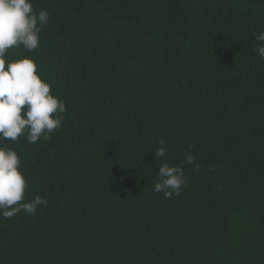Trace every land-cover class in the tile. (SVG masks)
Returning <instances> with one entry per match:
<instances>
[{
    "label": "trees",
    "instance_id": "1",
    "mask_svg": "<svg viewBox=\"0 0 264 264\" xmlns=\"http://www.w3.org/2000/svg\"><path fill=\"white\" fill-rule=\"evenodd\" d=\"M31 3L39 47L7 56L66 112L48 141H5L48 204L0 216V264H264V0ZM163 162L179 196L154 191Z\"/></svg>",
    "mask_w": 264,
    "mask_h": 264
},
{
    "label": "clouds",
    "instance_id": "2",
    "mask_svg": "<svg viewBox=\"0 0 264 264\" xmlns=\"http://www.w3.org/2000/svg\"><path fill=\"white\" fill-rule=\"evenodd\" d=\"M49 12L34 10L31 0H0V216L11 218L24 211L35 216L39 206L48 201L37 195L25 201L27 181L19 170L21 159L5 141L24 136L29 143L48 141L59 130L66 112L65 103L51 94L50 84L37 73V63L28 56L9 59L8 50L22 47L33 51L39 47V34L49 21ZM255 51L264 58V31L253 33ZM154 160H164V140L158 141ZM187 164H194L189 152ZM198 169L199 165H195ZM187 178L181 166L159 164L154 191L165 198L179 196Z\"/></svg>",
    "mask_w": 264,
    "mask_h": 264
}]
</instances>
